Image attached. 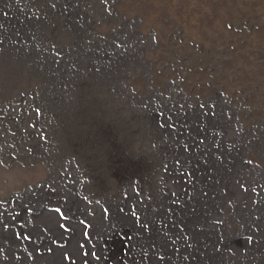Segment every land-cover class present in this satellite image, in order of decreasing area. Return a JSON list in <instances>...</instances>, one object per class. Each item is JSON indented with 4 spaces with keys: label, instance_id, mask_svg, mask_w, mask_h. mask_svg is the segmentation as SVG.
I'll return each instance as SVG.
<instances>
[{
    "label": "rangeland",
    "instance_id": "1",
    "mask_svg": "<svg viewBox=\"0 0 264 264\" xmlns=\"http://www.w3.org/2000/svg\"><path fill=\"white\" fill-rule=\"evenodd\" d=\"M0 264H264V0H0Z\"/></svg>",
    "mask_w": 264,
    "mask_h": 264
},
{
    "label": "flooded vegetation",
    "instance_id": "2",
    "mask_svg": "<svg viewBox=\"0 0 264 264\" xmlns=\"http://www.w3.org/2000/svg\"><path fill=\"white\" fill-rule=\"evenodd\" d=\"M81 18L82 15L79 19L81 20ZM87 53L93 58L101 59L105 58V56H108V58L111 56H115L118 52L115 50V47L108 45L107 47L93 46Z\"/></svg>",
    "mask_w": 264,
    "mask_h": 264
},
{
    "label": "bare ground",
    "instance_id": "3",
    "mask_svg": "<svg viewBox=\"0 0 264 264\" xmlns=\"http://www.w3.org/2000/svg\"><path fill=\"white\" fill-rule=\"evenodd\" d=\"M122 244V243H121ZM123 247L125 246L124 244L122 245ZM120 248H118L117 250H119ZM121 252V250H119L117 253H115V254H119Z\"/></svg>",
    "mask_w": 264,
    "mask_h": 264
}]
</instances>
